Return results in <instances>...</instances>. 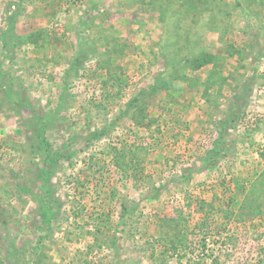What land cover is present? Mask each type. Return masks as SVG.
Wrapping results in <instances>:
<instances>
[{"label":"rangeland","instance_id":"374dc122","mask_svg":"<svg viewBox=\"0 0 264 264\" xmlns=\"http://www.w3.org/2000/svg\"><path fill=\"white\" fill-rule=\"evenodd\" d=\"M0 264H264V0H0Z\"/></svg>","mask_w":264,"mask_h":264}]
</instances>
